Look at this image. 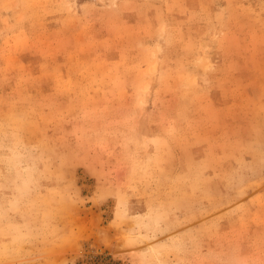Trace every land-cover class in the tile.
Instances as JSON below:
<instances>
[{"label": "rangeland", "instance_id": "374dc122", "mask_svg": "<svg viewBox=\"0 0 264 264\" xmlns=\"http://www.w3.org/2000/svg\"><path fill=\"white\" fill-rule=\"evenodd\" d=\"M0 264H264V0H0Z\"/></svg>", "mask_w": 264, "mask_h": 264}]
</instances>
